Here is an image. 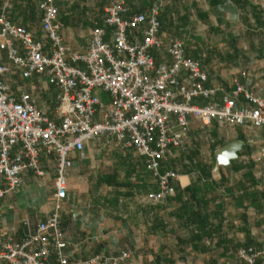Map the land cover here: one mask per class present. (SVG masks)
Wrapping results in <instances>:
<instances>
[{"label":"crops","instance_id":"crops-1","mask_svg":"<svg viewBox=\"0 0 264 264\" xmlns=\"http://www.w3.org/2000/svg\"><path fill=\"white\" fill-rule=\"evenodd\" d=\"M42 1L0 0V15L6 11L12 23L30 30L37 40L48 44L38 10ZM115 1L56 0L60 10L58 23L66 44L76 52H86L92 30L99 26L101 18L96 15V22L91 23L84 15L106 12ZM214 1L217 0H178L180 15H187L186 25L173 18L172 25L169 28L165 25L161 31V39L165 45L176 40L185 43L186 56L199 62L207 72V87H220L214 102L231 96L236 82L264 98L262 40L247 31L250 25L256 27L250 11L256 7L264 14V0H247L249 7L243 12L232 0H222L212 9ZM142 2L137 0L134 5ZM197 9L209 15L207 23L196 18ZM198 31H205V35L196 34ZM137 38L141 42L142 33ZM153 54L158 64L171 63L165 50ZM9 83L14 92L29 93L36 107L51 121L60 122L58 91L48 84L45 76L26 80L17 74L9 78ZM102 97L107 99L104 94ZM196 103L203 106L208 102L197 99ZM245 105L240 96L237 107ZM109 140L114 141L103 138L88 143L83 156H75L74 167L67 174L61 228L70 262L86 261L96 255L129 253L131 257L124 264H240L237 255L241 249L264 248V127L218 122L204 125L192 119L187 139L174 151L165 168L174 162L180 171L183 164H188L184 156L192 155L201 165L190 167L188 173H179L174 182L175 195L160 204L147 199L156 186L143 165L144 160L121 148L117 153L103 152L102 142ZM233 143L242 144L238 158L228 166H219L216 152ZM92 145H99L94 153L97 159L117 156L119 170L107 172L106 176L99 171L92 177L88 170L91 156L87 154ZM41 166L47 172L46 177L25 172L21 188L2 203L0 246L21 244L51 214L57 177L55 162L43 158ZM128 172H131L128 189L115 185L114 181L105 182L110 177L126 181ZM164 257L171 261L165 262Z\"/></svg>","mask_w":264,"mask_h":264},{"label":"built area","instance_id":"built-area-1","mask_svg":"<svg viewBox=\"0 0 264 264\" xmlns=\"http://www.w3.org/2000/svg\"><path fill=\"white\" fill-rule=\"evenodd\" d=\"M163 5L158 0L148 15L130 16L125 0H116L106 10L103 25L92 30L84 53L66 44L56 0L38 5L48 44L12 23L6 11L0 15V211L4 200L23 185L25 172L46 177L43 158L54 160L57 174L51 214L21 244L1 245L0 263L124 264L130 259L129 253H121L70 262L65 254L61 211L67 174L88 143L110 138L142 158L157 185L147 199L160 204L175 195L179 174L165 166L187 139L192 119L204 125L264 127V98L236 82L231 96L214 102L220 87H207L208 74L186 56L185 43L164 44L159 20ZM134 31L142 33L141 42L137 37L130 41ZM164 50L171 63L157 64L153 51ZM17 74L26 80L46 77L58 91L59 123L39 110L29 93L14 92L9 78ZM240 96L246 105L238 108ZM197 99L208 103L201 106ZM237 257L240 264H264V248L241 249Z\"/></svg>","mask_w":264,"mask_h":264},{"label":"trees","instance_id":"trees-1","mask_svg":"<svg viewBox=\"0 0 264 264\" xmlns=\"http://www.w3.org/2000/svg\"><path fill=\"white\" fill-rule=\"evenodd\" d=\"M104 3L105 1L107 2L108 0H103ZM137 0H127V7L129 8L130 10V16H133V15H148L149 13V10L150 8L156 3L158 2V0H152V1H149V0H142L143 2L137 6V5H134V3L136 2ZM178 0H164V5L163 7L161 8V11H160V16H159V20L162 24V27H161V31H163V29H165V25L169 28L171 25H172V22H173V18L175 20H177V22H180L182 25H186V22H187V15L184 14V15H180L179 13V7L177 6L176 2ZM155 2V3H154ZM103 3V5L101 6V8H103V6L105 5ZM221 3H223L222 0H217V1H214L212 3V9H214L217 5H220ZM232 3L238 8L240 9L242 12L245 11L248 7H249V2H247V0H232ZM68 6H69V3H67ZM251 5V4H250ZM195 6H197L195 4ZM214 7V8H213ZM103 12L101 13H98V14H102ZM251 15H252V18L253 20L255 21L256 23V27L252 28V26L250 25L248 27L249 30H247L249 33H252L253 35H255L258 39L262 40L261 41V47L260 49L262 48L264 50V14L261 10H259V8L257 9L256 7L252 8V10L250 11ZM247 14V13H246ZM249 14V13H248ZM196 15V18L204 23H207V19L209 18V15L208 14H204L202 13L201 10H198L197 9V13L195 14ZM99 16V15H98ZM101 18V17H100ZM105 19V15L104 17L101 18V22L99 23V26L102 25L103 21ZM247 21V20H246ZM247 32V33H248ZM141 33H139L138 31H134L130 34V41L133 40L134 37H138ZM185 34V33H184ZM230 46L232 47L233 51H235V46H234V43H231ZM157 63V61H156ZM158 64V63H157ZM184 159H188V164H183V167L179 170H177V167L175 165L174 162H172L171 165H169L168 167H166L165 169H168V170H172L174 171L175 173L179 174V173H188V171H190V167L194 166V165H201V162L198 161V159L196 158L195 155H192V156H184ZM196 162V163H195ZM145 169H146V165L145 163L143 164ZM199 170H202L201 169V166H198ZM147 171V169H146ZM148 172V171H147ZM149 173V172H148ZM131 175V172H128L126 174V181H118L117 179L115 180L114 177H110V181L108 180H105V182L107 184H113V181L115 183V185H118V186H123L126 187L127 189L129 188V177ZM114 178V179H113ZM118 181V182H117ZM155 190L151 193H154L157 191V185L155 183ZM172 198V197H171ZM171 198L167 199L166 201L164 202H168L171 200ZM162 202V203H164ZM238 256V255H237ZM164 261L165 262H170L171 261V258H165L164 257Z\"/></svg>","mask_w":264,"mask_h":264},{"label":"rangeland","instance_id":"rangeland-1","mask_svg":"<svg viewBox=\"0 0 264 264\" xmlns=\"http://www.w3.org/2000/svg\"><path fill=\"white\" fill-rule=\"evenodd\" d=\"M96 15H99L98 17H101L102 18V17H104L105 12H103L102 14L87 13L84 16L87 17L88 19H90L91 20L90 21L91 23H94V22H96V19H95V16ZM196 34L201 35V36H204L205 35V31L204 32L203 31H198V33L196 32ZM105 144H106V146H105ZM102 145L103 146L101 147V149H103V152H105V151L106 152L113 151V153H117L118 148H120L112 140H109V143H106V142L103 141L102 142ZM204 148L207 149L206 146H204ZM97 150H99V145H96V146H93L92 145V146H90L89 151L87 153L89 156H91V158H90V164L88 166L89 167L88 170H89V174H91L92 177L95 175L96 172H99V171L102 172L100 174H104V176H106L107 172H111L112 170H116V171L119 170V168L121 167V165L118 163V161L120 159L117 156H112V157H105V156H103V157H100V158L97 159L94 156V153H96ZM121 173L123 174L122 171H121ZM96 174H99V173H96ZM98 176L100 177V175H98ZM121 180H123V179H121ZM104 196H107V194L104 195Z\"/></svg>","mask_w":264,"mask_h":264},{"label":"water","instance_id":"water-1","mask_svg":"<svg viewBox=\"0 0 264 264\" xmlns=\"http://www.w3.org/2000/svg\"><path fill=\"white\" fill-rule=\"evenodd\" d=\"M242 144L233 143L216 152L217 164L219 166H228L232 160L238 158V152L240 151Z\"/></svg>","mask_w":264,"mask_h":264}]
</instances>
